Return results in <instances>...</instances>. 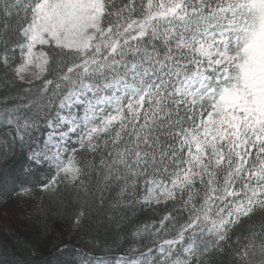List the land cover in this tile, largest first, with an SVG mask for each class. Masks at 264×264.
I'll return each instance as SVG.
<instances>
[{
	"label": "snow or ice",
	"instance_id": "obj_1",
	"mask_svg": "<svg viewBox=\"0 0 264 264\" xmlns=\"http://www.w3.org/2000/svg\"><path fill=\"white\" fill-rule=\"evenodd\" d=\"M0 73L79 264H264V0H0Z\"/></svg>",
	"mask_w": 264,
	"mask_h": 264
},
{
	"label": "trees",
	"instance_id": "obj_2",
	"mask_svg": "<svg viewBox=\"0 0 264 264\" xmlns=\"http://www.w3.org/2000/svg\"><path fill=\"white\" fill-rule=\"evenodd\" d=\"M47 131L40 134L39 147L43 146ZM27 151L18 149L6 159H0V239L10 238L33 264H79L77 249L103 255L102 247L92 248L90 242H85L83 233H76L66 218L56 214L55 203L40 188L51 172L47 165H32ZM29 167L31 172H26ZM22 187L31 188L32 195H18ZM137 215L147 219L152 213L137 209ZM64 245L68 247L58 251ZM118 251L122 254L124 249Z\"/></svg>",
	"mask_w": 264,
	"mask_h": 264
},
{
	"label": "rangeland",
	"instance_id": "obj_3",
	"mask_svg": "<svg viewBox=\"0 0 264 264\" xmlns=\"http://www.w3.org/2000/svg\"><path fill=\"white\" fill-rule=\"evenodd\" d=\"M47 139V138H46ZM74 139V138H73ZM28 212V211H27ZM25 214H27V213H24L23 215L25 216Z\"/></svg>",
	"mask_w": 264,
	"mask_h": 264
}]
</instances>
